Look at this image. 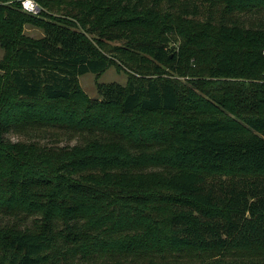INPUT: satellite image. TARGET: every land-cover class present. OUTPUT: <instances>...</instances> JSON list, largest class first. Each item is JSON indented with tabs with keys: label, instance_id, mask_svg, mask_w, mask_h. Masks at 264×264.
Here are the masks:
<instances>
[{
	"label": "trees",
	"instance_id": "1",
	"mask_svg": "<svg viewBox=\"0 0 264 264\" xmlns=\"http://www.w3.org/2000/svg\"><path fill=\"white\" fill-rule=\"evenodd\" d=\"M36 1L0 0V264H264V0ZM84 31L186 79L78 100L113 62ZM53 127L83 141L7 136Z\"/></svg>",
	"mask_w": 264,
	"mask_h": 264
},
{
	"label": "rangeland",
	"instance_id": "2",
	"mask_svg": "<svg viewBox=\"0 0 264 264\" xmlns=\"http://www.w3.org/2000/svg\"><path fill=\"white\" fill-rule=\"evenodd\" d=\"M40 13L36 14L39 15ZM59 15V13H53ZM200 19L203 17L198 16ZM46 20H51V18L44 16L43 17ZM249 20L254 22H264V14L261 15H254V16H248ZM26 34L32 35V36H42L44 34V28L40 26V24H27L24 29ZM85 34L90 37L93 42L95 43L98 48H100L108 57H110L113 62L111 63L110 67L102 74L98 75L92 72H88L86 74L79 76V88L80 92L77 93V99L82 100L85 97L90 98H100V94L98 91V84L100 82H111V81H117L120 83L125 84L130 74H135L138 76H149L147 74L143 73H159L162 70H165L164 75H171L179 78L181 80H185L186 76H180L176 72V70L172 69L171 67L162 64H160V70L158 71L156 68H154L153 64L155 65L157 62L150 57L149 55L135 51L131 53V50L133 49L132 46H129L126 44L125 41L122 39H118V37H114V39L107 38L104 36H98L100 40L103 42V44L98 43L95 38H97V35L94 33H90L87 31H84ZM182 40L179 37H175V35H172V41L170 43V47H175L176 49H179L181 45ZM124 52H128L130 55L126 56ZM4 49L0 45V57L3 55ZM141 72V73H140ZM152 76V75H151ZM59 104H62L63 106L66 104L65 102H59ZM56 128H50L47 137H34V136H26L25 133L23 134H17V133H10L7 135L12 140H30V139H40L43 143H47L50 145H73L75 143H81L83 140L82 138H78L76 136H68L67 134L56 133ZM81 140V141H80ZM191 252H188L187 255L191 254ZM243 254V255H242ZM243 258L246 259V255H244L241 251H234L231 252L228 256V259L230 260H242ZM193 264H198L200 261L199 258L194 256Z\"/></svg>",
	"mask_w": 264,
	"mask_h": 264
},
{
	"label": "built area",
	"instance_id": "3",
	"mask_svg": "<svg viewBox=\"0 0 264 264\" xmlns=\"http://www.w3.org/2000/svg\"><path fill=\"white\" fill-rule=\"evenodd\" d=\"M24 11L31 14H38L41 10L40 5L36 0H20Z\"/></svg>",
	"mask_w": 264,
	"mask_h": 264
}]
</instances>
